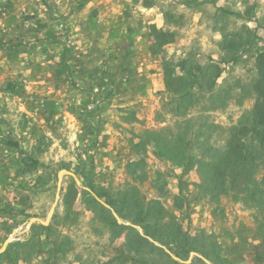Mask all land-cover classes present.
Wrapping results in <instances>:
<instances>
[{"label":"rangeland","instance_id":"374dc122","mask_svg":"<svg viewBox=\"0 0 264 264\" xmlns=\"http://www.w3.org/2000/svg\"><path fill=\"white\" fill-rule=\"evenodd\" d=\"M263 52L264 0H0V264H264Z\"/></svg>","mask_w":264,"mask_h":264},{"label":"trees","instance_id":"16d2710c","mask_svg":"<svg viewBox=\"0 0 264 264\" xmlns=\"http://www.w3.org/2000/svg\"><path fill=\"white\" fill-rule=\"evenodd\" d=\"M257 61H258L257 62L258 63V77L256 80V88L258 90V96H257L258 99L256 101L255 108L252 113L253 114L252 119L255 124L250 131H252V133L254 131L256 133L257 131H262L264 133V127H262L260 130L257 129L258 125H260L261 123L264 124V101H263V98H264V52L258 54ZM257 117L259 118L260 123L259 121L255 120V118ZM227 153L228 154H226V156L224 157L225 160L221 159V162L223 163V165L227 167H229L231 164L241 163L246 157L245 153L244 155L242 153H238V155L236 156L237 158L232 160L231 154L229 152ZM219 175L223 178V180H225V174L223 172L219 173Z\"/></svg>","mask_w":264,"mask_h":264},{"label":"water","instance_id":"95a60500","mask_svg":"<svg viewBox=\"0 0 264 264\" xmlns=\"http://www.w3.org/2000/svg\"><path fill=\"white\" fill-rule=\"evenodd\" d=\"M9 240H10V238H9ZM5 248H6V243L0 248V254L5 250Z\"/></svg>","mask_w":264,"mask_h":264},{"label":"crops","instance_id":"0c3cea01","mask_svg":"<svg viewBox=\"0 0 264 264\" xmlns=\"http://www.w3.org/2000/svg\"><path fill=\"white\" fill-rule=\"evenodd\" d=\"M9 241H10V240L5 241V242L1 245V247L6 243V248H7V245H8L7 243H8ZM1 247H0V248H1ZM6 248H5V250H6ZM5 250H4L1 254H3V253L5 252Z\"/></svg>","mask_w":264,"mask_h":264}]
</instances>
